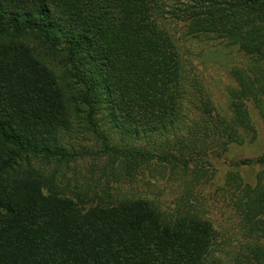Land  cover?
I'll return each mask as SVG.
<instances>
[{
    "label": "trees",
    "instance_id": "16d2710c",
    "mask_svg": "<svg viewBox=\"0 0 264 264\" xmlns=\"http://www.w3.org/2000/svg\"><path fill=\"white\" fill-rule=\"evenodd\" d=\"M180 37L247 57L226 107L189 85ZM251 106L262 114L264 0H0V264H264V171L253 185L225 178L243 241L223 260L195 209L163 213L147 198L71 186L58 168L88 151L120 158L128 176L157 159L197 178L254 141ZM100 119L159 141L116 147ZM80 134L100 149L69 143ZM253 163L264 150L236 166Z\"/></svg>",
    "mask_w": 264,
    "mask_h": 264
},
{
    "label": "rangeland",
    "instance_id": "374dc122",
    "mask_svg": "<svg viewBox=\"0 0 264 264\" xmlns=\"http://www.w3.org/2000/svg\"><path fill=\"white\" fill-rule=\"evenodd\" d=\"M179 26H173L176 32ZM179 43L185 59L189 85L192 79L198 80L214 105L226 107L227 90L234 85L231 71L236 66L249 65L247 57L235 48L209 47L191 39H181ZM185 103L186 118L189 121L195 119L197 111L192 109L187 100ZM250 115L256 129L254 141L241 146L231 145L224 156L212 160L211 166H205L201 171L202 175L197 178L193 175L192 168L183 171L157 159H151L139 166L132 176H128L118 167H122L120 158L109 154L96 157L90 154L92 152L86 151L80 159L58 165L59 175H63V179L60 176L59 179L71 186L89 187L94 191L102 192L101 189H106L114 196L147 198L163 213H175L185 208L195 209L215 227L218 233L216 255L227 260L240 247L243 239L238 214L231 205L229 193L224 190L225 178L230 171H237L244 182L253 185L257 174L264 171V165L261 164L236 166L238 160L254 158L264 150V108L261 114L257 108L251 106ZM99 124L111 144L120 148L131 145L152 151L153 141H159L160 138L152 134H135L131 131L125 133L121 128H114L112 122L105 119H100ZM69 143L79 148L86 147L90 151L100 149V142L90 135L73 136ZM31 162L33 165L45 166L38 160ZM51 167L56 166L50 163L45 168L50 170Z\"/></svg>",
    "mask_w": 264,
    "mask_h": 264
}]
</instances>
